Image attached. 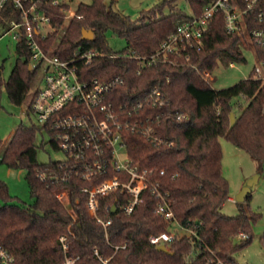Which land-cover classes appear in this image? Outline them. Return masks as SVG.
Masks as SVG:
<instances>
[{
  "label": "trees",
  "instance_id": "1",
  "mask_svg": "<svg viewBox=\"0 0 264 264\" xmlns=\"http://www.w3.org/2000/svg\"><path fill=\"white\" fill-rule=\"evenodd\" d=\"M72 1L48 7L53 14L52 26L57 31L49 33L45 41L37 37L38 42L45 49L54 48L65 60L77 50L93 49L105 54L107 57L83 65L81 73L84 79L100 81L122 76L124 84L116 86L111 94L117 106L131 109L134 103L144 102L153 90L162 92L168 104L163 108L145 105L140 118L153 117L156 133L165 143L156 146L138 132H126L127 150L136 162L154 170L155 182L152 183L158 185V192L174 213V221L188 227L194 235L176 238L168 244L169 254L151 245V235L171 233L176 226L160 215L157 211L160 199L149 190L143 192L142 203L129 217L121 211L129 200L125 192L118 190L100 199L105 218L113 219L106 234L104 228L90 218L86 207L88 196L82 192L83 188L102 182H84L75 177L63 182L65 169H59L56 163L38 162L37 140L43 129L21 125L4 150L1 163L9 169L27 172L34 203L28 206L13 197L6 182L0 180V244L14 256V264H64L58 238L70 228L75 234L70 256L79 257L78 264H101L94 255L96 249L104 259H110L109 264H208L211 258L224 264H240L237 255L252 242L253 225L261 214L245 203L251 195L244 203L236 202L238 214L229 216L223 212L230 199V183L223 173L221 139L247 153L264 173V84L242 80L218 90L202 78L201 72H214L220 62L247 63L244 37L228 34L224 16L218 13L202 50L191 54V65H161L143 69L138 75L141 69L138 61L112 56L154 54L179 25L191 15H200L214 0H186L191 15L177 9L179 0H166L142 12L137 20L114 11L106 0H92L91 4H80L76 17L65 25L62 11L69 10ZM166 9L170 10L169 14H165ZM9 10L0 19L3 35L9 30ZM13 17L20 20L18 13ZM83 29L94 33L92 41L81 40ZM108 33L126 41L127 47L122 53L110 48ZM16 52L19 59L5 87L10 101L21 106L38 73L29 69L31 52L24 37L17 42ZM255 54L257 59L264 60V48H256ZM2 71L0 67V94ZM176 113L185 114L188 119L179 121ZM231 114L235 115L233 124ZM2 147L0 137V151ZM41 174L48 176L46 181L40 179ZM61 190L68 191V206L57 199ZM113 206L120 211L112 216ZM240 233L248 239H238ZM261 243L264 247V234ZM124 245L125 249L116 251L115 247Z\"/></svg>",
  "mask_w": 264,
  "mask_h": 264
},
{
  "label": "built area",
  "instance_id": "2",
  "mask_svg": "<svg viewBox=\"0 0 264 264\" xmlns=\"http://www.w3.org/2000/svg\"><path fill=\"white\" fill-rule=\"evenodd\" d=\"M63 2L69 3L67 0H0V19L10 8L8 32L14 35L17 42L23 37L26 39L31 52L29 69L43 77L42 86L30 101V110L39 127L52 135L54 145L65 155L64 160L55 162L59 169L66 170L62 181L66 182L75 177L84 182H102L98 186L82 189L88 196L86 207L90 218L101 225L107 234L113 219L111 216L105 218L100 199L118 190L125 192L129 200L121 207V211L129 217L142 203L143 192L149 190L160 199L157 211L167 222L176 226L171 233L151 235L149 242L156 248L165 245L169 249L168 244L179 238L177 230L186 231L187 236H193L194 233L174 221V213L158 192V185L152 183L155 182L152 179L154 170L141 165L129 155L125 139L126 132H138L153 145L164 144L165 141L157 135L153 126L154 118L148 116L143 120L140 115L145 105L163 108L168 100L161 91L153 90L144 102L134 103L131 109L117 106L111 100V94L116 86L124 84L122 76L100 81L97 78L84 79L81 73L83 65L107 57L105 54L93 49L77 50L70 59L65 60L56 54L54 48L45 49L37 37L45 41L49 33L57 31L52 26L53 14L48 11V7H59ZM16 13L20 15L19 21L13 17ZM218 13L224 16L228 34L243 36L244 46L249 42L254 51L256 48H264V0H214L200 15H191L190 19L179 25L154 54L137 56L132 53L127 56L115 55L112 58L126 57L138 61L141 66L138 75H141L143 69L161 65H191V54L202 50L210 25ZM62 15L65 25H68L76 17V11L71 10L70 4V9L63 10ZM45 26L51 31L44 33ZM230 67H235L234 61H230ZM212 74L209 71L201 72L202 78L213 88ZM244 80H255L264 84V60L258 59L252 74ZM176 118L185 121L188 116L176 113ZM39 177L42 181L48 178L46 174ZM51 177L57 178L55 175ZM56 196L63 205L68 206L67 190L59 191ZM229 200L234 201L232 198ZM117 209L119 213L120 209ZM71 214L76 222L75 215L72 212ZM73 238L75 234L70 228L68 233L58 238L64 254V264H78L80 260L79 257L70 256ZM238 239L247 240L248 236L240 233ZM120 248L125 249L126 245L115 247L116 251ZM94 252L101 264H109L110 259H104L97 249ZM14 263V256L0 244V264ZM208 264L224 263L211 258Z\"/></svg>",
  "mask_w": 264,
  "mask_h": 264
},
{
  "label": "rangeland",
  "instance_id": "3",
  "mask_svg": "<svg viewBox=\"0 0 264 264\" xmlns=\"http://www.w3.org/2000/svg\"><path fill=\"white\" fill-rule=\"evenodd\" d=\"M69 2V0H67ZM166 0H106V4L116 12L137 20L141 17L142 12L150 11ZM91 4L92 0H74L70 2L71 10L76 11L80 4ZM177 9L185 11L191 15V10L186 0H179L176 4ZM170 10L166 9L165 14H169ZM51 31L47 26L43 32ZM61 33V32H60ZM107 39L110 48L116 53H122L127 43L124 39L108 33ZM17 41L11 32L3 35L0 33V67H3L2 80L3 85L0 94V137L3 141V147L0 151V180L6 182L10 194L30 206L34 203L31 196L28 181L26 179L27 172L25 170L9 169L1 163V156L12 139L14 133L21 126L36 125L39 123L35 115L30 110V101L33 94L42 86L43 77L37 74L31 83V91L27 100L21 106L13 104L6 91L5 84L8 82L12 71L19 59L16 52ZM244 53L247 63L235 62V67H230V61L220 62L217 69L213 72L212 86L214 89H225L231 87L238 82L246 79L252 74L253 67L258 63L255 51L248 42L244 46ZM52 135L46 130H42L38 134V162L40 164L55 163L65 159L64 153L60 151L53 143ZM223 149V173L230 183V198L234 201H227L223 207V212L229 216L238 214V206L236 204L237 195L243 188L245 181L251 176L259 172V164L254 161L247 153L236 148L232 143L225 139H221ZM249 204L252 211L261 214L260 220L253 225V239L250 245L237 255L240 264H264V247L261 238L264 234V173L261 174L259 183L255 191L245 202ZM179 238L187 235L186 231L177 230ZM239 241V240H238Z\"/></svg>",
  "mask_w": 264,
  "mask_h": 264
},
{
  "label": "water",
  "instance_id": "4",
  "mask_svg": "<svg viewBox=\"0 0 264 264\" xmlns=\"http://www.w3.org/2000/svg\"><path fill=\"white\" fill-rule=\"evenodd\" d=\"M93 39H94V33L91 30L83 29L81 40L82 41H92ZM231 121H232V124L235 123L234 114H231ZM261 174L262 172L259 171L257 174L251 176L245 181L242 190L240 191V193L237 195V198H236V201L238 203H244L246 201V198L253 194V192L256 189L257 184L259 183ZM111 214L112 215L118 214V209L116 206L112 207ZM157 250L160 252L168 253V254L170 253L169 249L165 245L158 247Z\"/></svg>",
  "mask_w": 264,
  "mask_h": 264
}]
</instances>
